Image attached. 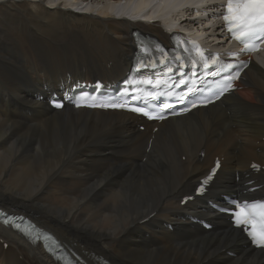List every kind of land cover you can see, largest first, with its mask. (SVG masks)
<instances>
[{
    "label": "bare ground",
    "instance_id": "bare-ground-1",
    "mask_svg": "<svg viewBox=\"0 0 264 264\" xmlns=\"http://www.w3.org/2000/svg\"><path fill=\"white\" fill-rule=\"evenodd\" d=\"M123 1L127 11L133 0H0V209L51 234L75 264H264V251L208 205L251 180L264 195L263 171L249 169L264 167V64L252 62L226 106L168 119L155 134L125 113L54 112L37 100L69 79L118 82L131 67L134 31L168 41L172 29L194 26L190 10L176 16L173 0L145 1L157 3L163 27L116 17L112 5ZM113 16L134 23L110 28ZM197 24L223 41L217 24ZM216 157L223 161L207 197L181 207ZM201 216L214 221L211 232L192 220ZM0 264L57 263L0 223Z\"/></svg>",
    "mask_w": 264,
    "mask_h": 264
},
{
    "label": "snow or ice",
    "instance_id": "snow-or-ice-1",
    "mask_svg": "<svg viewBox=\"0 0 264 264\" xmlns=\"http://www.w3.org/2000/svg\"><path fill=\"white\" fill-rule=\"evenodd\" d=\"M226 22L228 31L232 33L236 40L241 41L245 45V51L256 50V42L258 37H264V0H229L226 5V12L223 16ZM180 59V57H177ZM205 66H208L205 64ZM172 71L171 68L168 69ZM151 83V81H145ZM62 105L56 104V107ZM100 107H112V108H126L128 105L122 103L112 102L111 104H101ZM132 111L141 112L144 115H148L143 108H132ZM150 118H162V117H150ZM211 179V176L206 178ZM260 208L261 211L257 212L256 209ZM235 211H232V216L235 219V224L238 227L248 230V226H251V230L248 231V235L251 236L253 242L260 247H264V204L236 203ZM228 211V209H222ZM0 215H5L0 213ZM257 217H259L257 219ZM10 218H7L5 222H9Z\"/></svg>",
    "mask_w": 264,
    "mask_h": 264
},
{
    "label": "rangeland",
    "instance_id": "rangeland-1",
    "mask_svg": "<svg viewBox=\"0 0 264 264\" xmlns=\"http://www.w3.org/2000/svg\"><path fill=\"white\" fill-rule=\"evenodd\" d=\"M75 12L78 13V9H75ZM90 14L91 13H86V16H87V22L89 23L90 26L93 27V19L90 17ZM131 17H135L133 15H131ZM108 22H109V26L110 28H115L117 27L118 25H121V24H130V23H134V22H130L126 19H123V18H116V17H110L109 19H107ZM13 140V139H12ZM12 140L10 141H7L8 145L12 142Z\"/></svg>",
    "mask_w": 264,
    "mask_h": 264
}]
</instances>
